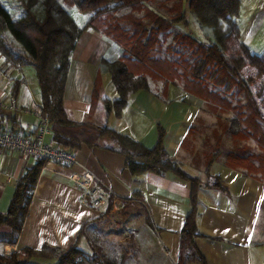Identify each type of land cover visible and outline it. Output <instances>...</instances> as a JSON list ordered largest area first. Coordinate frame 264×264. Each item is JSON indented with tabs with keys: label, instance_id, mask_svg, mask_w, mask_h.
<instances>
[{
	"label": "crops",
	"instance_id": "obj_1",
	"mask_svg": "<svg viewBox=\"0 0 264 264\" xmlns=\"http://www.w3.org/2000/svg\"><path fill=\"white\" fill-rule=\"evenodd\" d=\"M160 2L152 8L159 10ZM74 9L70 14L84 27L88 15ZM163 15L171 17L167 11ZM240 30L241 41L246 44V33L241 26ZM123 55V47L113 38L95 30L83 32L71 58L63 98L73 121L107 127L148 149L157 145L162 134L168 154L187 174L201 181L195 244L204 264H264V174L251 170V156H242L248 162L229 156L237 148L252 145L261 153L258 144L237 143L226 131L234 113L219 110L203 96L186 92L182 85L169 87L162 96L155 89L156 82L150 80L151 90L130 96L120 116L114 110L108 113L105 100L119 98L108 63L119 61ZM2 59L0 99H14L20 110L0 111L3 128L33 134L38 128L36 112L41 107L38 81L28 77L34 76V69L11 67ZM46 142L52 144V132ZM75 156L73 166L44 163L17 244L6 245L1 239L0 253L31 249L38 254L22 255V261L57 264L73 247L94 255L93 239L100 238L105 246L118 245L120 254L142 249L138 260L149 255L151 264H179L180 237L193 209L191 183L171 173L133 176L123 156L99 147L82 146ZM37 163L0 151V171L4 174L0 180L1 215L8 212L20 177ZM86 173L110 195L101 209L83 201V190L73 180ZM211 177L219 179L222 188L207 187L204 183ZM131 259L130 264H136L134 257Z\"/></svg>",
	"mask_w": 264,
	"mask_h": 264
},
{
	"label": "trees",
	"instance_id": "obj_2",
	"mask_svg": "<svg viewBox=\"0 0 264 264\" xmlns=\"http://www.w3.org/2000/svg\"><path fill=\"white\" fill-rule=\"evenodd\" d=\"M159 1V10L152 8ZM185 5L201 26L210 28L207 42L181 31L189 25ZM73 8L88 15L84 27L70 14ZM240 10V0H0V56L11 67H33L41 95L39 111L51 124L53 145L73 153L82 146L103 148L123 156L133 176L171 173L191 183L193 209L180 237L179 264H204L195 244L201 181L168 154L162 134L148 149L107 127L73 121L63 104L71 58L84 31L104 33L124 49L123 58L108 63L119 94L117 100H105L108 113L114 110L120 116L130 96L151 90L150 80L163 84L162 96L169 87L182 85L186 92L233 112L227 133L242 141L249 138L264 150V58L241 41ZM3 119L0 113V127ZM243 155L229 152L232 159L248 162ZM255 159L249 158L251 170L264 174V157L258 165ZM37 161L20 177L8 212L0 214V240L6 245L17 244L41 169L48 162ZM206 186L222 188L219 179ZM36 254L31 249L0 253V264H29L21 256ZM85 259V253L73 247L57 264H84Z\"/></svg>",
	"mask_w": 264,
	"mask_h": 264
},
{
	"label": "rangeland",
	"instance_id": "obj_3",
	"mask_svg": "<svg viewBox=\"0 0 264 264\" xmlns=\"http://www.w3.org/2000/svg\"><path fill=\"white\" fill-rule=\"evenodd\" d=\"M185 15L189 22V25L181 26L186 32L192 33L194 36L196 35L198 39H202L204 42H207L211 38V30L210 28L201 26L193 13H191L188 9H185ZM74 11L77 12L76 9ZM14 15V14H13ZM15 16V15H14ZM240 26L243 27L244 32L246 33V45L254 51L255 54L264 58V0H241V10H240ZM201 40V41H202ZM164 55H161V57ZM2 58V56H0ZM4 60V58L2 59ZM34 71V70H33ZM35 72V71H34ZM29 81L34 78L36 81V75L32 76L31 74L28 75ZM156 90L158 93L163 91V84L160 82H156ZM243 101V98H242ZM214 107L218 108L219 110L225 111L223 106H219L215 103H210ZM242 137L237 139V143L242 142ZM246 142L250 144H255L254 141L250 140L249 138ZM253 146V147H252ZM251 147H247L245 149L235 150L237 153H243L248 156H253L256 158L254 160L255 163H259V159L261 160L264 157V150L261 149V153L256 145H252ZM224 151V150H223ZM216 178H208L205 181V185L207 183H212ZM92 253L95 255H88L87 251H83L85 253V262L84 264H130L132 263V257H134L136 264H151L150 256L148 255L144 260H138L139 256H142V249L140 251L133 250L132 252H121L119 253L118 245H114L110 247L109 245L103 244L100 238H94L92 243ZM78 248V247H77ZM80 249V248H79ZM14 254V253H13ZM150 260V261H149Z\"/></svg>",
	"mask_w": 264,
	"mask_h": 264
},
{
	"label": "built area",
	"instance_id": "obj_4",
	"mask_svg": "<svg viewBox=\"0 0 264 264\" xmlns=\"http://www.w3.org/2000/svg\"><path fill=\"white\" fill-rule=\"evenodd\" d=\"M0 111L15 113L20 110L14 99L8 102L0 99ZM36 116L38 128L33 134L12 127L8 129L0 127V151L26 159L48 161L64 166L75 165V153L46 142L47 136L51 133V124L40 111L36 112ZM3 178L4 174L0 171V180ZM73 180L83 190V201L91 208L101 209L108 204L110 195L96 185L93 175L86 173L82 177L74 176ZM10 181L12 179H8V182Z\"/></svg>",
	"mask_w": 264,
	"mask_h": 264
}]
</instances>
